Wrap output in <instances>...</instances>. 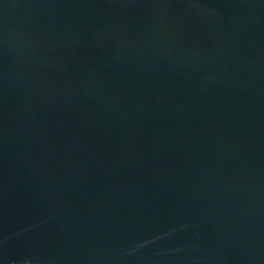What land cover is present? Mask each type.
<instances>
[{"label": "water", "instance_id": "1", "mask_svg": "<svg viewBox=\"0 0 264 264\" xmlns=\"http://www.w3.org/2000/svg\"><path fill=\"white\" fill-rule=\"evenodd\" d=\"M0 264H264V0H0Z\"/></svg>", "mask_w": 264, "mask_h": 264}]
</instances>
